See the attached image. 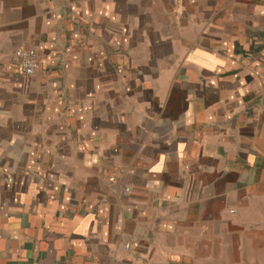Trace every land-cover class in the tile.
I'll return each instance as SVG.
<instances>
[{
	"label": "crops",
	"instance_id": "0c3cea01",
	"mask_svg": "<svg viewBox=\"0 0 264 264\" xmlns=\"http://www.w3.org/2000/svg\"><path fill=\"white\" fill-rule=\"evenodd\" d=\"M0 264H264V0H0Z\"/></svg>",
	"mask_w": 264,
	"mask_h": 264
},
{
	"label": "built area",
	"instance_id": "2783aa9c",
	"mask_svg": "<svg viewBox=\"0 0 264 264\" xmlns=\"http://www.w3.org/2000/svg\"><path fill=\"white\" fill-rule=\"evenodd\" d=\"M12 58L21 73L27 77L35 76L40 70L39 56L34 49H17Z\"/></svg>",
	"mask_w": 264,
	"mask_h": 264
}]
</instances>
